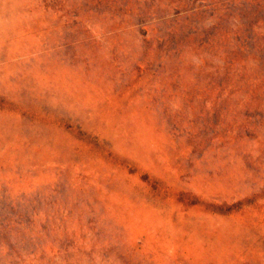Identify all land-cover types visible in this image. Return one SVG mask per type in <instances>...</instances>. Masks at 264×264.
<instances>
[{"label": "rangeland", "instance_id": "obj_1", "mask_svg": "<svg viewBox=\"0 0 264 264\" xmlns=\"http://www.w3.org/2000/svg\"><path fill=\"white\" fill-rule=\"evenodd\" d=\"M0 264H264V0H0Z\"/></svg>", "mask_w": 264, "mask_h": 264}]
</instances>
